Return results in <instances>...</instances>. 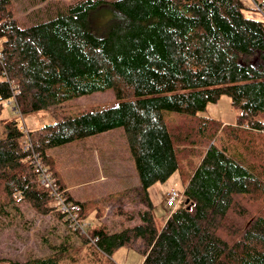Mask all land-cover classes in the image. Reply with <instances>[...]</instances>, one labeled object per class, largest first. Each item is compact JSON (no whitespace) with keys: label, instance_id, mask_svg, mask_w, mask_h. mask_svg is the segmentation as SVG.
<instances>
[{"label":"trees","instance_id":"1","mask_svg":"<svg viewBox=\"0 0 264 264\" xmlns=\"http://www.w3.org/2000/svg\"><path fill=\"white\" fill-rule=\"evenodd\" d=\"M103 5L113 15L99 37L89 13ZM247 8L242 0H73L21 23L12 0H0V115L8 101L24 114L109 88L118 100L29 131L32 148L25 128L6 124L0 228L27 203L68 233L46 255L2 264H117L122 246L141 252L142 264H264V18ZM224 93L240 110L236 124L199 114ZM119 127L148 209L140 223L113 231L101 222L86 235L53 208L32 151L65 188L49 149ZM176 171L184 199L160 228L149 188ZM68 194L86 218L88 202Z\"/></svg>","mask_w":264,"mask_h":264},{"label":"rangeland","instance_id":"2","mask_svg":"<svg viewBox=\"0 0 264 264\" xmlns=\"http://www.w3.org/2000/svg\"><path fill=\"white\" fill-rule=\"evenodd\" d=\"M71 1L73 0H12V4L15 15L21 23H33L56 15L58 11H64ZM242 1L249 8L245 9L246 15L263 18L259 10L253 9L254 0ZM112 15L113 12L107 5L90 11L89 24L92 32L99 37L106 36ZM252 61L258 63L260 59L258 56H253ZM117 103L118 100L111 88L82 95L48 110L24 114L14 109V102H7L0 115V134L4 135L6 124L11 120H16L19 126L36 132L48 123L62 120L68 115H77L92 105H116ZM239 113L240 110L232 104L231 97L227 93L222 94L216 101L209 102L207 107L199 112L200 115L221 120L226 124H236ZM63 146L58 149L60 152L59 166L63 169L69 182L82 183L77 191L91 197V202L86 201L88 205L92 203L93 206L87 216L90 226L94 227L104 222L113 231H118L133 225L134 222L130 217L131 212L140 214L136 207V204L141 203L140 201L131 202L132 207L130 206L127 212L122 211V207L117 205L114 209L110 208L112 203L120 201L126 204L128 202L121 201L124 198L122 191L132 182L130 179L133 170H137L133 165L135 162L124 129L122 127L115 128L72 141ZM97 149L100 150V154H103L102 151L110 153L108 157L110 167L106 168L110 178L106 182L99 179L98 167L100 165L96 162L92 163L93 157L98 160ZM103 161V163H107V161ZM172 188L180 193L182 203L184 183L178 171L167 180L158 182L149 188V196L153 205L152 213L160 228L173 211V207L168 205L166 198L168 191ZM98 210L102 211L101 219L96 214ZM104 216H106L105 221L102 220ZM67 233L66 226L53 216L38 214L27 203H22L21 213H13L12 219L0 228V259L25 260L31 256L46 255L50 252L49 242L57 241L62 238V234ZM112 257L117 264H142L144 261V255L141 252L126 246L116 249Z\"/></svg>","mask_w":264,"mask_h":264},{"label":"built area","instance_id":"3","mask_svg":"<svg viewBox=\"0 0 264 264\" xmlns=\"http://www.w3.org/2000/svg\"><path fill=\"white\" fill-rule=\"evenodd\" d=\"M255 7L259 10L264 18V0H254ZM0 59H3V55L0 52ZM27 136L24 140L26 148H32V140L28 131H26ZM33 163L36 173L38 174L41 184L47 188L53 198L52 206L53 208L63 214L64 218L68 221L70 228L80 231L84 234H88L87 227L89 223L82 216L81 205L72 200L65 188H61L56 178L49 170L48 166L32 151ZM167 203L173 210H175L182 201V196L175 189L172 188L167 193Z\"/></svg>","mask_w":264,"mask_h":264},{"label":"crops","instance_id":"4","mask_svg":"<svg viewBox=\"0 0 264 264\" xmlns=\"http://www.w3.org/2000/svg\"><path fill=\"white\" fill-rule=\"evenodd\" d=\"M60 147H62V146H57V147H53V148L49 149V153L55 158L56 168L59 171L58 177L60 178L62 184L69 191V193L71 194V196L74 199L82 201V202H84V201L91 202L92 200H91L90 195H88V194L86 195L85 193H81V192L77 191L82 186V183L69 182V180L67 179L63 169L59 166V158L58 157L60 155L59 154L60 152L58 149ZM102 153L103 154H100V150L97 149L96 154H97L98 160L94 159V157H93L94 161L92 160V163L96 162L100 165V166L98 165L99 167L97 166L99 168L98 173L100 174L99 179L104 180L106 182L110 178V174L106 169L107 167H110V163L108 161V157H109L110 153L109 152L106 153V151L105 152L102 151ZM103 160L107 161V163H103L104 162ZM133 165H135V163ZM130 180H132V182L123 188L124 191H122V192H123L124 198L121 200L122 202H125V201H128V202L126 204L121 203L120 201L118 203H112L110 205V208L113 207V209H114V208H116V205H117V206L122 207V211L127 212L128 209L130 208V206L132 207V205H130L131 202L140 201L141 203H139L138 205L136 204V207H138V213L142 212L144 210H147L148 204H147L144 192L142 190V185H141V181L139 179L137 170L136 171L133 170L132 177ZM88 182H91V181H88ZM129 195H130V197H129ZM92 207H93L92 203H91V205L90 204L87 205V207H86L87 216H88L89 211L92 209ZM132 216H134V217H132ZM131 218H132V222H134V224L140 223V217L137 213L131 212ZM105 219H106V216H104L102 220L105 221ZM87 220H88V218H87Z\"/></svg>","mask_w":264,"mask_h":264},{"label":"water","instance_id":"5","mask_svg":"<svg viewBox=\"0 0 264 264\" xmlns=\"http://www.w3.org/2000/svg\"><path fill=\"white\" fill-rule=\"evenodd\" d=\"M188 200H186V202H187ZM188 208H190V206H188Z\"/></svg>","mask_w":264,"mask_h":264}]
</instances>
